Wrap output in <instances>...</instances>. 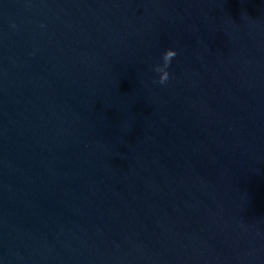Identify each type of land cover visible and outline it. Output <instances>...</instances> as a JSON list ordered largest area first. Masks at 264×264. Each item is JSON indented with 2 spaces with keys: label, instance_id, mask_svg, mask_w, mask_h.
<instances>
[{
  "label": "clouds",
  "instance_id": "9594fccd",
  "mask_svg": "<svg viewBox=\"0 0 264 264\" xmlns=\"http://www.w3.org/2000/svg\"><path fill=\"white\" fill-rule=\"evenodd\" d=\"M177 55V52L172 49H166L162 54V63L158 64L153 70L159 73V79L153 81L154 83H158L160 85H165L168 83L170 79V72L168 71L172 59Z\"/></svg>",
  "mask_w": 264,
  "mask_h": 264
}]
</instances>
